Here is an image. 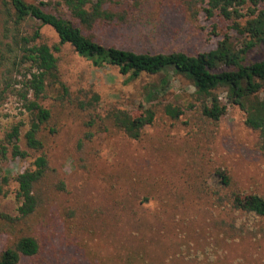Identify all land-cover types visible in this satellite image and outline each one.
<instances>
[{"label": "rangeland", "instance_id": "374dc122", "mask_svg": "<svg viewBox=\"0 0 264 264\" xmlns=\"http://www.w3.org/2000/svg\"><path fill=\"white\" fill-rule=\"evenodd\" d=\"M34 1H52L47 10L81 27L55 0ZM179 2L148 0L143 6L145 13L133 24H98L92 30L82 28V32L106 47L190 56L214 49L220 39L216 34L235 38L218 16L208 20L200 13L198 19L191 20ZM31 24L40 27L42 42L50 47L59 44L52 28L35 20L28 21L26 28ZM55 55L61 81L71 93L86 94L87 100L98 96L92 108L98 113L117 107L138 115L145 87L158 85L160 80L159 76L141 75L127 81L117 68L95 67L68 44ZM192 92L187 79L172 75L163 99L183 105L190 102ZM217 93L225 103V91ZM51 95L43 104L52 109L51 126L55 124L58 133L48 137L44 133L45 152L66 192L51 194V204L33 227L42 246V259L35 264H264V239L224 234L217 221L226 212L217 209L211 198L188 190L203 178L208 185L218 186L221 178L217 171H225L235 191L264 198L259 137L245 126V114L239 108L227 106L217 122L199 119L190 111L178 121L158 114L153 124L145 127L140 141L109 131L96 133L79 148L86 132L83 113L69 105L61 107L54 93ZM25 119L19 103L9 97L0 105V138L10 126ZM33 159L10 158L2 163L8 182H0L1 212L16 214L14 178L30 168ZM70 207L76 212L71 220L64 215ZM7 242L0 234V253Z\"/></svg>", "mask_w": 264, "mask_h": 264}, {"label": "trees", "instance_id": "16d2710c", "mask_svg": "<svg viewBox=\"0 0 264 264\" xmlns=\"http://www.w3.org/2000/svg\"><path fill=\"white\" fill-rule=\"evenodd\" d=\"M55 1L81 27L47 10L52 1H0V105L13 97L21 113L26 115L25 121L10 126L0 138L1 184L8 182L3 174V162L10 158H34L31 167L14 178L16 214L0 211V234L8 238L0 253V264H22L24 260H34L35 264L42 259L39 257L42 246L32 233L33 227L51 204V194L66 192L64 181L45 152L44 133L47 137L58 133L56 125L51 126L52 109L43 104L53 97L52 93L61 107L69 105L83 113L86 132L78 143L79 148L96 133L109 131L140 141L145 127L152 125L158 114L178 121L190 111L199 119L217 122L225 115L227 106H232L245 114V126L257 133L259 150L264 157V0H180L181 8L191 20L198 19L200 13L208 20L218 16L235 35L232 38L226 33L216 34L220 39L215 48L194 56L183 52L136 53L106 47L83 34L82 28L92 30L98 24L135 23L145 13L143 6L148 0ZM31 20L52 28L59 44L50 47L42 42L39 26L31 24L26 28ZM215 33L216 25H213L212 34ZM65 44L95 67L117 68L121 75L128 77L127 81L141 75L159 76L158 85L145 87L144 99L138 106L140 113L132 115L117 107L98 113L92 109L98 96L87 100L82 92L71 93L61 81L55 55ZM252 56L257 59L251 60ZM172 75L184 77L191 83L193 92L187 104L163 99ZM219 89L226 93L225 103L217 93ZM223 172L217 171L221 178L218 186L208 185L203 178L190 184L188 190L211 198L217 209L226 212L217 221L224 234L264 239V198L235 191ZM64 213L66 219L76 216L72 207L66 208ZM87 213L85 209L84 214Z\"/></svg>", "mask_w": 264, "mask_h": 264}, {"label": "built area", "instance_id": "2783aa9c", "mask_svg": "<svg viewBox=\"0 0 264 264\" xmlns=\"http://www.w3.org/2000/svg\"><path fill=\"white\" fill-rule=\"evenodd\" d=\"M39 2H42V1H39Z\"/></svg>", "mask_w": 264, "mask_h": 264}]
</instances>
